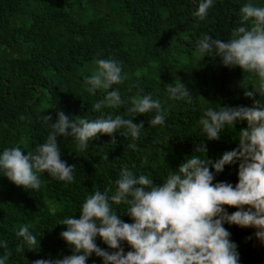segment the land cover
<instances>
[{"label":"trees","instance_id":"1","mask_svg":"<svg viewBox=\"0 0 264 264\" xmlns=\"http://www.w3.org/2000/svg\"><path fill=\"white\" fill-rule=\"evenodd\" d=\"M0 264H264V0H0Z\"/></svg>","mask_w":264,"mask_h":264},{"label":"rangeland","instance_id":"2","mask_svg":"<svg viewBox=\"0 0 264 264\" xmlns=\"http://www.w3.org/2000/svg\"><path fill=\"white\" fill-rule=\"evenodd\" d=\"M32 171H36V169H35V168H32ZM32 171H31V172H32Z\"/></svg>","mask_w":264,"mask_h":264}]
</instances>
